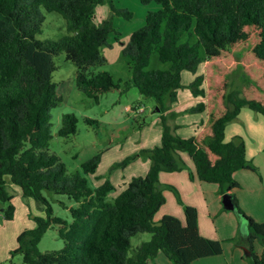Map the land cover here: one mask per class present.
<instances>
[{
  "label": "trees",
  "instance_id": "16d2710c",
  "mask_svg": "<svg viewBox=\"0 0 264 264\" xmlns=\"http://www.w3.org/2000/svg\"><path fill=\"white\" fill-rule=\"evenodd\" d=\"M106 0H0V202L5 220H12L15 207L9 183L19 186L21 195L44 207L35 216V226L17 236L12 253L19 252L24 264H147L162 252L173 264H193L201 257L222 253V241L199 233L197 209L186 204L171 185L160 183L161 171H180L187 165L182 152L190 156L195 172L191 179L215 183L221 194L238 187L233 173L256 170L246 156L240 135L226 141V126L241 108L248 107L264 119V0H139L155 2L159 9L148 11L145 24L134 30L122 47L130 77L115 81L107 70L94 71L106 62L101 47L110 45L112 18L95 22L96 5ZM111 13L132 17L127 8ZM44 10L65 19L68 34L58 40H39ZM117 39V38H116ZM156 50L168 69L145 70ZM64 53L76 66L78 89L98 101L100 95L130 87L154 100L160 111V144L143 149L139 155L150 160L145 175L132 177L111 200L114 189L109 180L91 187L78 173L67 172L65 164L50 151L51 109L61 96L56 93L52 73L53 56ZM203 60V73L189 83L194 95L204 102L189 108L205 110L199 130L189 137L176 133L177 115L169 110L182 87L181 72H194ZM204 82L199 88L197 83ZM88 123L94 119L85 118ZM77 117L65 114L60 136L76 132ZM128 157L126 163L132 159ZM100 154L84 161V173H93ZM8 179V180H7ZM172 190L184 213L182 223L164 214L154 220L165 203L163 189ZM44 191L63 194L76 202L70 207L71 221L53 214ZM235 212L243 219L248 264H264V251H254L255 241L264 242V221L246 215L231 193ZM48 228L57 230L63 241L58 250L40 251L38 243ZM138 232L150 238L132 247L130 238Z\"/></svg>",
  "mask_w": 264,
  "mask_h": 264
},
{
  "label": "rangeland",
  "instance_id": "374dc122",
  "mask_svg": "<svg viewBox=\"0 0 264 264\" xmlns=\"http://www.w3.org/2000/svg\"><path fill=\"white\" fill-rule=\"evenodd\" d=\"M112 2L115 7L130 10L132 17L126 19L123 16L112 14L108 0L96 5V20L111 17L114 31L108 37L110 45L101 47V53L106 58V62L95 67L94 71L107 70L112 74L115 81L123 82L130 77V68L122 55V47L127 43L130 34L145 24V16L143 15H146L148 10H152L147 8L158 4H142L139 0H112ZM44 14L45 19L40 33L36 35L37 39L58 40L69 33L65 26V19L61 14L46 10H44ZM52 58L56 65L52 73V80L56 83V93L61 96V100L51 109L50 151L54 152L60 161L65 164L67 172L84 176L91 187H96L105 180H109L114 184L115 188L108 194V199L111 200L115 196L114 192L117 190L122 191L126 187L124 185H127L132 177L147 173L150 160L145 155H139V152L160 144L162 127L159 108L153 99L142 96L136 87H130L122 93L118 89H112L100 95L98 101H94L85 96L76 86L75 64L67 60L64 53H58ZM168 68L169 62L160 61L157 51L154 50L145 70ZM182 72L181 89L188 88L192 92L189 83L196 76L203 73V60L194 72L188 70ZM197 86L202 88L204 82L200 81ZM126 103L138 107L140 111L137 113L127 109L125 107ZM182 109H171L170 104L169 110L177 112L172 121L173 124L176 123L177 118L179 119L177 121H185L188 120L187 115L192 114L189 107ZM65 114H74L77 117V128L74 134L64 137L58 134V130L62 125V118ZM87 117L94 119L95 122H86L85 118ZM235 135H241L245 145L247 143L248 155L253 157V160H250L256 167L255 171L251 170L254 172H251V177L242 180L243 184L241 186L238 184V187L233 188L235 191L242 192L239 197L236 195L237 203L246 215L251 216L256 221L263 222V116L248 107L241 108L237 119L230 122L226 127L224 139L229 141ZM256 145L260 150L258 154H255ZM96 154H100V160L95 171L89 174L84 173L81 164ZM181 155L189 157L187 152H182ZM131 156H133L132 159L123 163L125 159ZM146 165H148L147 171L144 169ZM185 170L189 173L188 168ZM115 180L119 181L118 184ZM205 184L207 186L205 192L209 199L212 215L210 216L208 210L203 207V209H206L204 216L208 218L213 229L217 227L216 231L219 232V237H222L220 240L222 241L223 252L219 255L226 260V258L234 257V250L237 247H242V254L245 257L246 250H248L243 239L242 223L245 221L235 212V209H226L221 197L217 201L212 200L214 193L221 194L217 184L210 182ZM8 189L13 194L12 203L15 212L12 220H5L3 211L0 210V264H24L22 255L19 252L12 253L17 245V236L23 230L35 226L34 217L44 216V207L33 198L22 196L20 188L16 184L9 183ZM164 191H167V196L165 197V204L160 209L161 211H173L177 206H181L172 190L164 188ZM232 194L235 196V193ZM44 195L48 198L54 215L71 221L70 207L76 206L74 200L66 195L47 191H44ZM180 198L182 199L181 195ZM2 206L4 205L0 202V208ZM201 213L203 211L200 208ZM156 216L159 217V213L155 214ZM149 238L150 233L138 232L130 238V242L132 247H136L141 241ZM254 244L260 245L263 249L264 242L255 241ZM62 246L63 241L54 228H48L38 243V249L42 252L58 250ZM244 259L246 260V258ZM223 264H227V261Z\"/></svg>",
  "mask_w": 264,
  "mask_h": 264
},
{
  "label": "crops",
  "instance_id": "0c3cea01",
  "mask_svg": "<svg viewBox=\"0 0 264 264\" xmlns=\"http://www.w3.org/2000/svg\"><path fill=\"white\" fill-rule=\"evenodd\" d=\"M151 3H155V2H151ZM148 4H150V3H148ZM158 5L151 6L147 9L157 10L160 7V5L159 6ZM143 16H146V15H143ZM94 20H95V22L101 21V20H99V21L96 20V16H95ZM144 20H145V17H144ZM182 77H183V72H181V78ZM204 100L205 99L202 95H193L192 92L190 91V89H188V88L187 89H181L180 88L177 91V100L174 101V103L173 102L171 103V109H174V108H176V109L183 108L184 109L187 107L190 108V107L196 105L197 103L204 102ZM125 107L127 109L133 111V112L138 113L140 111L138 109V107H134L133 105H131L129 103H126ZM190 113H192V114L187 115L188 120L177 121L179 119L178 118L176 119V123L178 124V127L176 128V133L181 137H189L191 135H194L199 130V128L201 127V125L205 121V118H206L205 110L197 111V112H190ZM225 131H226V129H225ZM235 134H238V133H235ZM257 146L258 145L255 146V148H256L255 154H258L260 152V150L257 148ZM246 156L248 159L253 160V157L248 155L247 143H246ZM181 157H182L183 161L185 162V164L187 165V168L189 169V171H192L194 173L195 167H194V164L192 163L190 156L188 157L186 155H181ZM144 169H146V171H147L148 165H146V167H144ZM251 172L254 173L253 171H251V169H238L233 173V177L237 181V183L241 186L243 184L242 180H245V178L251 177ZM159 180H160V183H162L164 185H171L174 188H176V190L180 193V195L183 199L182 201H184V203H186V204L194 206L197 209V225H198L199 233L202 236H204L206 238H210V239H217V240H220L222 238V237H219V232L216 231L217 227L215 229H213L208 218L206 216H204L206 209L208 210L209 215L210 216L212 215V210L210 209V205H209V199H208L206 192H205V188L207 187V186H205L206 182L200 181L197 178L190 179L189 173H187V171L185 169H182L180 171H172V172L161 171L159 173ZM115 182L118 184L119 181L115 180ZM113 186H114V184H113ZM125 186L126 185H124V187ZM114 188H115V186H114ZM119 192H120V190H117L116 192H114V195L118 194ZM229 193H235V197H237V196L239 197L240 193H242V192L235 191V189L232 188L231 191H229ZM163 194L166 197L167 191H164ZM223 194L217 195L214 193L212 196V200L217 201L218 198H220V197L222 198ZM161 207H160V209H161ZM203 207H205L206 209L205 208L203 209ZM200 208L203 211V213H201V214H200ZM160 209L156 212V214L159 213L160 216L159 217L154 216V220H158L164 214H171V215L176 216L182 223L184 222V213H183L182 206H177L176 208L173 209V211H170V210L169 211L168 210L161 211ZM0 210H2V208H0ZM222 248H223V246H222ZM253 248L257 254H260L261 251H263V249H264V245H263V249L260 245L257 246L256 244L253 245ZM222 252H223V249H222ZM244 258L245 257L242 254V247H237L234 250V257L232 256L231 258H228V259L226 258V260H224L222 258V256L219 254L218 255H212V256L198 258L193 262V264H223L225 261H227V264H248L247 260H245ZM147 264H173V263L166 256H164V254L162 252H158V254L154 258L148 260Z\"/></svg>",
  "mask_w": 264,
  "mask_h": 264
},
{
  "label": "water",
  "instance_id": "95a60500",
  "mask_svg": "<svg viewBox=\"0 0 264 264\" xmlns=\"http://www.w3.org/2000/svg\"><path fill=\"white\" fill-rule=\"evenodd\" d=\"M222 201L224 202V206L226 209H235V206L231 200V196L229 192H225L222 195ZM242 229H243V233L245 232V225L244 222L242 223ZM246 255H249V251L246 250Z\"/></svg>",
  "mask_w": 264,
  "mask_h": 264
},
{
  "label": "built area",
  "instance_id": "2783aa9c",
  "mask_svg": "<svg viewBox=\"0 0 264 264\" xmlns=\"http://www.w3.org/2000/svg\"><path fill=\"white\" fill-rule=\"evenodd\" d=\"M139 109V108H138Z\"/></svg>",
  "mask_w": 264,
  "mask_h": 264
}]
</instances>
